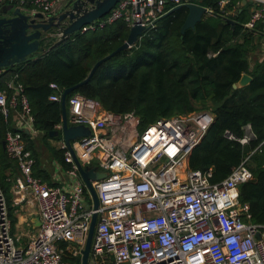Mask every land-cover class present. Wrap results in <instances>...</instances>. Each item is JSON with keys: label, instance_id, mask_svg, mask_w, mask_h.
Here are the masks:
<instances>
[{"label": "built area", "instance_id": "built-area-1", "mask_svg": "<svg viewBox=\"0 0 264 264\" xmlns=\"http://www.w3.org/2000/svg\"><path fill=\"white\" fill-rule=\"evenodd\" d=\"M215 1L220 15L232 19L241 0L230 9V0ZM246 1L253 8L243 27L252 30L264 20V0ZM10 2L0 0V8ZM62 2L33 0L31 12L47 18ZM24 3L19 0V7ZM187 5L201 6L195 0H120L80 33L103 30L118 21L149 30L175 8ZM204 8L205 16L213 14ZM14 79L0 90L1 113L6 120L14 113L18 126L4 140L5 154L18 173L8 174L6 182L12 207L35 205L40 225L25 236L12 222L0 187V264H75L94 213L88 264H264V224L253 223L249 206L239 201L240 186L253 179L248 161L260 145L225 179L211 183V169L188 168L192 150L213 122L210 111L159 118L141 128L132 112L115 114L95 99L72 94L66 100L67 124L90 130L89 136L71 142L74 156L82 166L105 174L91 181L99 202L94 211L63 140L59 150L65 166L57 165L53 184L33 176L34 159L22 133H35L34 119L22 86ZM49 88L53 91L49 101L60 103L63 91L55 83ZM225 136L242 146L255 139L248 125L242 138L227 131Z\"/></svg>", "mask_w": 264, "mask_h": 264}, {"label": "trees", "instance_id": "trees-1", "mask_svg": "<svg viewBox=\"0 0 264 264\" xmlns=\"http://www.w3.org/2000/svg\"><path fill=\"white\" fill-rule=\"evenodd\" d=\"M195 1L211 8L213 14L204 16L183 35L180 29L187 16L185 8L163 16L134 46L101 64L91 79L70 95L95 99L115 114L132 112L141 128L159 118L210 111L213 122L192 150L188 168L202 172L211 169V183L225 179L246 156L243 146L228 140L225 132L239 139L244 135V127L250 126L255 139L248 143L249 151L259 145L260 150L248 161L253 179L240 186L239 201L249 206L253 223L264 224V61L257 60L262 38L255 36L256 28L243 27L250 17L251 2L239 14L235 13L232 19L237 24L232 27L224 22L215 0ZM236 4V0H230L228 9ZM128 33L129 27L123 21L103 30L79 32L41 57L6 73L0 72V90L15 78L29 101L34 129L44 139H59L61 131L56 126L61 123V106L59 102L49 101L53 94L49 84L55 83L63 91L81 83L98 61L126 41ZM252 57L254 60L249 62ZM243 74L251 81L233 89L232 85ZM8 131L16 130L0 110V187L15 222L5 176L14 166L2 147ZM54 131L58 132L57 138H50L49 133ZM22 138L35 160L29 136L22 133ZM54 155L65 166L62 152L56 151ZM33 176L48 180L46 174L33 172ZM73 262L80 264V256L73 258Z\"/></svg>", "mask_w": 264, "mask_h": 264}, {"label": "water", "instance_id": "water-1", "mask_svg": "<svg viewBox=\"0 0 264 264\" xmlns=\"http://www.w3.org/2000/svg\"><path fill=\"white\" fill-rule=\"evenodd\" d=\"M120 0H67L64 6L47 18L40 12H31L27 9L2 6L0 8V72L6 73L13 67L22 63H27L33 58L41 57L51 49L67 41L71 36L80 32V29L105 16ZM247 3L246 0L240 1V9ZM177 7L173 11L179 10ZM187 16L180 33L183 35L187 29H193L195 25L205 16V8L198 5H187ZM169 12L168 14H170ZM224 22L230 26L237 23L234 20L223 18ZM147 31L140 25L129 28L126 41L111 54L98 61L89 72L88 76L81 83L63 90L61 94V137L67 149L73 154L74 162L77 166L79 175L91 195L93 210L98 209V198L92 187L91 181L105 178V174L97 173L94 169L82 166L71 146V142L90 135L89 128L85 126H68L66 99L74 90L87 83L96 69L110 60L121 51H125L134 46L139 38ZM49 44L47 48L46 45ZM251 78L243 74L239 81L232 85L233 89L242 88L249 84ZM58 132L49 133L50 138H57ZM4 148V142L2 143ZM243 152L248 155V145L243 146ZM96 213L92 215L88 235L84 248L81 250V264H88L91 241L96 222ZM32 223L35 227L40 225L38 218Z\"/></svg>", "mask_w": 264, "mask_h": 264}, {"label": "crops", "instance_id": "crops-1", "mask_svg": "<svg viewBox=\"0 0 264 264\" xmlns=\"http://www.w3.org/2000/svg\"><path fill=\"white\" fill-rule=\"evenodd\" d=\"M25 3L22 5V7H19V0H13V2H10L8 4H6V6H14V7H19V8H23V9H27L29 11H32L34 9V6L32 5V2L33 0H23ZM67 0H63L62 3H60L55 11H59L63 6L64 4L66 3ZM248 3V2H247ZM246 3V4H247ZM252 8H253V4L251 3V6H250V9L248 11V14L250 15L251 11H252ZM240 9V7H239ZM237 9V13H238V10ZM235 15V14H234ZM231 20H234V19H231ZM235 21V20H234ZM255 36L256 37H261L262 38V43H261V47L259 49V52H258V55H257V60L262 62L264 61V20L257 23L256 27H255ZM254 60V58H250L249 59V62H252ZM4 90V89H3ZM10 119V127L14 130H17L18 129V126H17V120H16V115L13 113L12 115H10L9 117ZM61 124V123H60ZM61 131V129H60ZM23 133L27 134L29 137H30V141L32 142V136H36V135H42L41 133H38L36 130H35V133H29L27 131H24ZM42 140H44L45 142L49 139H44L43 138V135H42ZM53 142L51 139H50V142L48 144H50L51 146H53V144L51 143ZM32 146H33V151L35 153V160H34V167H33V172L36 173L37 175H47L48 176V180L45 181L47 183H50V184H53V179H52V176L54 174V171L57 167V165H61L63 166L58 160H56V157L54 160V164L51 166V167H47L45 165V163L43 162V160L41 159L43 157V155L40 153V149L38 147L35 148L33 142H32ZM4 149V148H3ZM57 151H60L59 149ZM61 152V151H60ZM55 154V153H54ZM14 166V165H13ZM15 168V166H14ZM12 169L10 171H7L5 173V176H7L8 174L11 175V176H17L18 173H17V170L16 168L15 169ZM37 178H40V177H37ZM41 179V178H40ZM62 179L64 180L65 178L62 176ZM42 180V179H41ZM44 181V180H42ZM11 196V195H10ZM10 204H11V199H10ZM12 207V205H11ZM13 208V217L15 218V223H18L22 233L25 235V236H28V234H30L31 232H33L34 228H35V225L34 223H32V221L37 218V207L33 204L31 205H28V204H23L21 203L19 206H16V207H12ZM14 211H16V214H14ZM27 222H29L31 225L28 227L27 226Z\"/></svg>", "mask_w": 264, "mask_h": 264}, {"label": "rangeland", "instance_id": "rangeland-1", "mask_svg": "<svg viewBox=\"0 0 264 264\" xmlns=\"http://www.w3.org/2000/svg\"><path fill=\"white\" fill-rule=\"evenodd\" d=\"M42 135H36V136H32V142L35 146V148L39 147L40 149V153L43 155V157L41 158L43 160V162L45 163V165L49 168L54 164V153L59 149V142L62 140V137L60 136L59 139H51L53 142H51L53 144V146H51L50 144H48L50 142L47 140L46 142L44 140H42ZM30 139V137H29ZM72 144H74V142H72Z\"/></svg>", "mask_w": 264, "mask_h": 264}]
</instances>
